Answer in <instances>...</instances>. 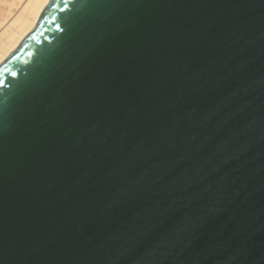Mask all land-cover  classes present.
I'll return each instance as SVG.
<instances>
[{
	"label": "water",
	"instance_id": "obj_1",
	"mask_svg": "<svg viewBox=\"0 0 264 264\" xmlns=\"http://www.w3.org/2000/svg\"><path fill=\"white\" fill-rule=\"evenodd\" d=\"M5 67L0 264H264V0H49Z\"/></svg>",
	"mask_w": 264,
	"mask_h": 264
},
{
	"label": "bare ground",
	"instance_id": "obj_2",
	"mask_svg": "<svg viewBox=\"0 0 264 264\" xmlns=\"http://www.w3.org/2000/svg\"><path fill=\"white\" fill-rule=\"evenodd\" d=\"M16 1L17 3L14 1V3H16L14 7L19 4L18 8L16 10H14V8L13 11H10L12 15L10 18H8V20L5 19L0 21V64L18 46L22 39L34 28L43 11V8L49 0ZM14 3L12 2V4ZM6 14L9 13L6 12Z\"/></svg>",
	"mask_w": 264,
	"mask_h": 264
},
{
	"label": "rangeland",
	"instance_id": "obj_3",
	"mask_svg": "<svg viewBox=\"0 0 264 264\" xmlns=\"http://www.w3.org/2000/svg\"><path fill=\"white\" fill-rule=\"evenodd\" d=\"M14 1L17 3V1L16 0H0V21H2V20H5V19H7L8 20V18H10V16L12 15V13H10V11L12 10L13 11V9L14 10H16L17 8H18V6H19V4L16 6V7H14L15 5H16V3H14ZM12 2L14 3V4H12ZM12 4V5H11ZM7 5V6H6ZM2 9H4V10H2ZM6 9V10H5ZM10 9V10H9ZM5 11V12H4ZM6 12H8L9 14H6ZM6 15H8V16H6ZM5 17V18H4ZM4 18V19H3Z\"/></svg>",
	"mask_w": 264,
	"mask_h": 264
},
{
	"label": "snow or ice",
	"instance_id": "obj_4",
	"mask_svg": "<svg viewBox=\"0 0 264 264\" xmlns=\"http://www.w3.org/2000/svg\"><path fill=\"white\" fill-rule=\"evenodd\" d=\"M67 6V5H66ZM8 70H7V68L5 67V68H3V69H0V86H3L4 85V83H5V81H4V79L2 78L3 77V74H4V72H7ZM11 75L12 76H16L17 75V73H15V72H12L11 73Z\"/></svg>",
	"mask_w": 264,
	"mask_h": 264
}]
</instances>
